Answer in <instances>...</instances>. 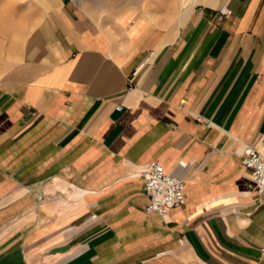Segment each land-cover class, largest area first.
Masks as SVG:
<instances>
[{
  "label": "crops",
  "instance_id": "obj_1",
  "mask_svg": "<svg viewBox=\"0 0 264 264\" xmlns=\"http://www.w3.org/2000/svg\"><path fill=\"white\" fill-rule=\"evenodd\" d=\"M50 2L0 80V264H264V0Z\"/></svg>",
  "mask_w": 264,
  "mask_h": 264
},
{
  "label": "rangeland",
  "instance_id": "obj_2",
  "mask_svg": "<svg viewBox=\"0 0 264 264\" xmlns=\"http://www.w3.org/2000/svg\"><path fill=\"white\" fill-rule=\"evenodd\" d=\"M104 1L109 2L100 0V4L106 5ZM194 1L176 0L177 5L171 3L172 15L178 19L183 9L181 19L185 18ZM50 3V0H0V80L19 63L27 48L30 49L31 37Z\"/></svg>",
  "mask_w": 264,
  "mask_h": 264
},
{
  "label": "built area",
  "instance_id": "obj_3",
  "mask_svg": "<svg viewBox=\"0 0 264 264\" xmlns=\"http://www.w3.org/2000/svg\"><path fill=\"white\" fill-rule=\"evenodd\" d=\"M229 14L230 11L221 10V17ZM241 158L242 164L250 169V181L257 191L259 205L264 207V155L248 144L244 147ZM139 174L144 179V188L150 199L147 212H157L165 216L173 208L185 204L184 178L167 173L163 165L156 161L143 165Z\"/></svg>",
  "mask_w": 264,
  "mask_h": 264
}]
</instances>
